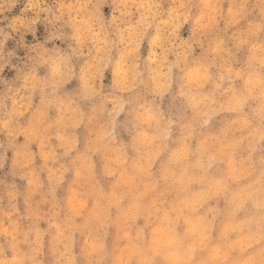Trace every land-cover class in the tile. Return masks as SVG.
Wrapping results in <instances>:
<instances>
[{"label": "clouds", "instance_id": "clouds-1", "mask_svg": "<svg viewBox=\"0 0 264 264\" xmlns=\"http://www.w3.org/2000/svg\"><path fill=\"white\" fill-rule=\"evenodd\" d=\"M0 264H264V0H0Z\"/></svg>", "mask_w": 264, "mask_h": 264}]
</instances>
